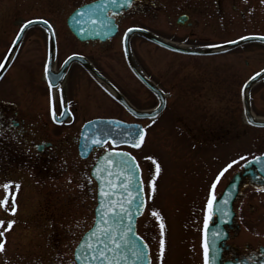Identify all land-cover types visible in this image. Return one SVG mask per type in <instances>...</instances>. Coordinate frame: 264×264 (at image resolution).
Returning a JSON list of instances; mask_svg holds the SVG:
<instances>
[{
  "label": "rangeland",
  "instance_id": "rangeland-1",
  "mask_svg": "<svg viewBox=\"0 0 264 264\" xmlns=\"http://www.w3.org/2000/svg\"><path fill=\"white\" fill-rule=\"evenodd\" d=\"M92 1L95 0H0V46L10 43L6 37L11 39L22 22L36 17L50 19L58 31L61 57L73 53L89 56L129 102L141 111H150L157 100L131 73L122 50L123 32L132 27L146 28L164 39L191 47L221 44L245 33L236 25L241 22L237 18L240 14H232L230 4L216 5L213 0H151L158 9L145 8L144 12L129 14L121 25L120 35L106 46L82 44L70 33L66 20L76 8ZM235 6L240 11L243 5ZM182 13L188 14L191 28L177 24ZM34 32L27 35L18 58L25 64H21L26 67L25 73L41 51L37 40L41 37ZM189 32L194 35L190 37ZM130 44L139 69L167 94V106L161 116L141 122L148 130L142 148L128 149L141 167L147 200L145 213L137 223L138 232L150 247L152 264H205L203 238L211 219L208 199L213 181L229 160L240 159L234 166L237 169L241 161L264 150V142L258 139L259 133L254 128L235 122L229 131L221 125L215 130L210 127L209 118L216 109L220 114L225 113L232 101L234 110H241L239 88L248 75L247 68L243 72L245 60L262 64L264 52L256 47L253 48L256 52L250 55L236 49L222 55L199 57L168 51L139 37H134ZM14 72L20 71L16 68ZM73 74L66 84L78 110L72 127L74 143L68 148L58 147L60 173L55 172V176L47 174L32 180L24 173L15 175L14 180H20L21 185L20 191L11 189L16 192L17 211L11 215L0 209V220L15 221L13 229L5 234L0 264H74L73 251L94 219L96 186L92 181L89 183V174L94 158L101 153L87 160L78 157L80 126L94 118L134 121L87 75L80 71ZM6 81L9 89L26 99L30 96L34 100L40 95L35 84L24 81L14 85L13 80ZM215 94L224 97L216 98ZM153 160L160 166L155 175ZM228 177L227 170L216 183L213 194ZM150 179L155 191L149 188ZM7 181L8 178L0 177V185ZM3 196L0 187V199ZM153 212L158 215L153 216ZM250 223L252 230L264 234V221L255 217ZM161 224L164 225L162 253ZM259 239L264 242L261 236Z\"/></svg>",
  "mask_w": 264,
  "mask_h": 264
},
{
  "label": "flooded vegetation",
  "instance_id": "flooded-vegetation-1",
  "mask_svg": "<svg viewBox=\"0 0 264 264\" xmlns=\"http://www.w3.org/2000/svg\"><path fill=\"white\" fill-rule=\"evenodd\" d=\"M213 2L216 5L230 4L231 13L240 14L237 18L241 19V22L238 21L236 25L244 29L245 33L242 37H256L261 39L264 37V3H262L261 0H213ZM236 4L243 5L240 11L239 7L235 6ZM158 7L159 6L155 5L151 0H134L128 11L122 12L121 15L116 16V21L120 27L129 14L144 12L143 10L145 8L149 10L151 8L158 9ZM220 9H223V7ZM180 16H186L189 19L187 13H182ZM43 20H47L51 27L42 23ZM28 21H40L41 24L29 28L23 35L20 44L11 54L13 44L21 27ZM185 25L189 28L192 27V24L189 22ZM185 25H183V27H185ZM32 31H35L34 33H39L41 37L39 39L37 38L41 51L39 58L30 63L29 72L27 73L26 71L25 73L24 69L26 67L21 65L23 63H21L18 58L21 55V49L27 35ZM53 35L55 45L51 54L50 41ZM189 35L192 37L194 32H189ZM6 38V42L10 40V43L8 45L6 44L7 46H0V63L4 65L0 68V128L4 131V135L0 136V177L4 176L8 178L7 182L11 181L12 189L16 191L15 185L19 184L18 181L20 180L15 179L17 183L14 184L15 175L19 176L20 173H24L32 180H38L42 179L43 176H47V174L52 175L54 173L55 176V172L56 174L60 173L57 167L59 159L58 147H62V149L68 148L74 143V128L72 127L74 125L73 121H75V114L78 110L69 92V87L66 84L70 79V75H74L73 73L80 71V73L92 79L101 92L103 91L104 94H107L103 85L99 83L97 78L88 71L82 63L72 62L65 68L67 60L71 56L84 57L98 73L95 74L97 77L99 75L105 79L108 78L92 63L93 61L88 58L89 56L87 57L85 54L73 53L65 57L60 56L58 31L50 19L40 17L31 18L22 22L16 34L11 39H9L8 36ZM108 43L99 44L106 46ZM256 47L260 50L262 49L264 52V42L257 40L243 43L226 53H230L236 49H243L244 53L246 52L247 55H250L256 52V50L253 49ZM17 62L19 65H16ZM46 64L49 66L51 73L48 79L45 78L44 71ZM26 65L29 67L28 64ZM16 68H18L20 72H14L12 74ZM246 68L248 69V75L239 88L241 110L239 112L234 110L233 101L231 104H227V111L225 113L220 114L216 109V112L212 113L213 116L211 115L209 118L210 127L216 130L217 127L221 125V127L225 126V128H227L226 130L229 131V127H233L234 123L238 122L242 124L243 127L254 128V130L258 131V139L264 142V127L249 123L245 115V106L243 102L245 97L250 114L256 121L264 122V62L262 64L255 62L254 65L253 62L245 60L243 72L247 71ZM253 78H255V80L251 82ZM7 79H10V81L13 80V82H15L14 85L17 82L24 81L29 84H35L34 87L38 86L40 89V95L38 94L34 100L30 96L26 99L11 87L10 89L8 88V85H6ZM50 81L55 85L51 91V107L52 110L56 112L55 118H53L50 111ZM247 84L248 86L245 89ZM150 94L154 97L151 92ZM215 97H224V95L222 94L219 96L215 94ZM61 102H63V107H61ZM131 105L134 106L132 103ZM134 107L138 109L136 106ZM122 109L128 114L123 107ZM220 109L225 111V108ZM61 112H66L67 114L61 115ZM235 113H237V118H235ZM127 123H139V121L134 119V121H129ZM110 149V146L107 145L103 149H95L92 155H95L97 152H101L102 154V152ZM96 158H94V160ZM255 159L259 160L258 165L250 164L245 168V164ZM235 160L236 158L229 160L220 169L223 170L228 164ZM239 160L235 162L238 163ZM234 166L235 163H232V167L228 169L229 177L221 189L214 194L215 200L211 206L212 218V209L219 208L224 189L232 178L237 176V194L223 202L222 205L224 206L225 212L227 208L232 210V219L227 222L217 214L218 211H216V215L213 216L214 222L230 223L229 225H223L222 231L226 236V240L219 243V248L221 249L219 264H264V242L259 239L260 236L264 239V234H258L250 228V225L253 224L250 223V219L257 217L261 221H264V150L256 154H251L250 157L241 161L237 169H234ZM90 180L93 182L91 178ZM19 186L18 191L21 189L20 184ZM16 197L17 196H15V199ZM8 205L11 206V198L9 199ZM219 218L221 220H219Z\"/></svg>",
  "mask_w": 264,
  "mask_h": 264
},
{
  "label": "water",
  "instance_id": "water-1",
  "mask_svg": "<svg viewBox=\"0 0 264 264\" xmlns=\"http://www.w3.org/2000/svg\"><path fill=\"white\" fill-rule=\"evenodd\" d=\"M134 0H115V3L111 0H97L92 3L86 4L78 9H76L68 18L67 25L72 34L81 42L87 41H100L106 42L114 38L119 31L118 24L116 23L115 16L120 15L122 12L127 11ZM187 17L182 16L177 20L178 24H185ZM40 21H33L31 25L20 32L18 35L12 50L19 44L25 31L28 28L40 25ZM132 31H126L123 37V51L127 65L134 76L152 93L155 94L159 101L158 107L150 111H138L133 108L130 103L125 99V97L110 83L108 80L100 77L106 86L110 89L113 98L120 103L133 117L137 119H147L150 114H155L156 118L165 108V96L162 91L153 84L137 67L131 51H130V39L133 36H140L143 39L161 47L168 51H172L179 54L189 55V56H212L215 54L223 53L229 51L236 46H239L245 42L261 40L264 39L256 37H248L246 39H239L234 42L226 43L223 45H218L203 49H192L176 43L162 39L161 37L155 35L151 31L142 28H131ZM54 39L52 38V44L50 51L54 49ZM73 61L85 62L84 66L91 73L98 74L84 59L78 56L71 57L65 64V68L69 66ZM261 76V75H259ZM255 78L251 80L254 81ZM246 85L245 89L247 88ZM244 92V91H243ZM245 106V115L247 120L253 121V125L264 127V122L256 121L250 114L247 101L244 97L243 99ZM142 129L141 125L136 124H126L122 121L116 119H96L87 123L81 132L80 142H79V154L81 158H87L91 153L92 149L95 147H102L108 142L114 148L120 146H130L133 148H139L143 141H137L140 143L139 147L133 146L132 139H129L127 133H135ZM143 130V129H142ZM144 132V130H143ZM145 135V132H144ZM95 139L99 141L98 144L92 143ZM144 139V138H143ZM123 154V155H121ZM126 162V163H125ZM259 161L254 160L246 164V167L250 164H257ZM103 170V171H102ZM96 172V175L93 173ZM91 175L97 182V206L95 208V221L92 227L82 236L80 242L74 250V260L76 264H106L103 261H89L86 260L87 252L79 253L81 255V260L76 259L78 248L80 247L82 241L88 237L90 230L95 226V222L99 219L98 210L100 209L101 201L103 200L105 209L111 213L113 211L120 213V206L123 204L124 208L128 209L130 215H123L122 219L118 220L116 224L113 225L115 232V243L121 244L119 252H107L106 255L112 261V264H116L117 260L119 264H151L150 250L147 246L145 249V241L137 234V219L141 217L144 213L146 207V198L144 192V186L141 178L140 167L135 160V158L128 152L112 150L104 153L97 160L94 165ZM100 177L99 179L97 177ZM110 181V186H109ZM235 182V183H234ZM101 186L104 187L105 192H110L111 195L102 198L100 196ZM238 179L235 177L229 187L227 188L225 195L230 194V190L234 189V195L237 193ZM138 197V199H136ZM131 201V203H128ZM141 201L143 202L140 206ZM111 203L112 207H108ZM220 215L219 213H217ZM229 224V223H224ZM223 227V225H221ZM130 227V231L126 229ZM220 225L210 224L206 230V247H207V261L208 264H217L219 260V251L216 249L215 233L217 232ZM121 233H125L124 239H121ZM127 243H126V242ZM135 245V249L133 248ZM114 247V245H111ZM141 250L145 253L143 257H137L133 255L134 250Z\"/></svg>",
  "mask_w": 264,
  "mask_h": 264
},
{
  "label": "snow or ice",
  "instance_id": "snow-or-ice-1",
  "mask_svg": "<svg viewBox=\"0 0 264 264\" xmlns=\"http://www.w3.org/2000/svg\"><path fill=\"white\" fill-rule=\"evenodd\" d=\"M111 2L115 3V0H111ZM262 3H264V0H261ZM33 23V21H28L26 22L20 29V31H24L25 28H27L29 25H31ZM42 23H44L45 25H48V27H51V25L49 24V22L47 20H43ZM129 32L132 31L131 29L128 30ZM241 39H246L245 37H241ZM262 39H264V37H262ZM4 65L3 63H0V68H2ZM45 78L48 79L51 75L50 73V69L49 66L46 64L45 65ZM259 75V74H257ZM53 87H55V85L53 83H51V81L49 82V102H50V111L51 114L53 116V118H55L56 112L54 110H52V96H51V91L53 89ZM61 107H63V102H61ZM61 115H65L67 114L66 112H61ZM154 113L150 114L147 116V119L150 120H154ZM249 123H253V121L249 120ZM264 126V125H261ZM4 135V131L2 128H0V136ZM129 139H132L133 141V146L135 147H139L140 143L137 141V137L139 138V141H143L144 138V132L143 130H139L135 133L129 132L127 133ZM92 143L94 144H98L99 141H96L95 139L92 140ZM123 155V154H121ZM241 159H244L243 157H241ZM126 163V162H125ZM232 163H236L235 161H233ZM232 163L228 164L226 166V168H224L223 170H221V172L216 176V180L213 181L210 190H209V199H208V206L211 207L213 204V201L215 200V196L213 194V190L216 188V183L220 180L221 176L224 175V173L232 167ZM153 164L156 166V172L153 174H157L160 171V166L159 164L156 163L155 160H153ZM103 171V170H102ZM93 175H96V172L93 173ZM98 179L100 178L99 176L97 177ZM89 183H91V180H89ZM109 186H110V181H109ZM0 187L3 188L4 190V196L2 199H0V209H3L5 212H8L11 215H14L17 211V204H16V192L12 191V182H6L3 185H0ZM19 184L15 185V189L18 190L19 189ZM149 188L151 191H155V187L152 183V180L150 179L149 181ZM100 196L102 198H106L108 196L111 195L110 192H105L104 187L101 186L100 189ZM11 198V207H8L9 204V199ZM138 199V197L136 198ZM128 203H131V201H129ZM143 202L141 201L140 206H142ZM108 207H112L111 203H109ZM100 209L98 210V216L99 219L95 222V226L92 230H90V233L88 235L87 238H85L84 241H82L80 247L77 250V255H76V259L77 260H81V255L79 253L81 252H87V256L85 257L86 260L89 261H103L106 262V264H112V261L108 258V256L106 255L107 252H119L120 248H121V244L115 243V236H114V232L115 229L113 227L114 224L117 223L118 220L122 219V216L120 215V213H123V215L127 216L130 215L128 209L124 208L123 204H121L120 206V213H117L115 211L109 213L104 206V202L103 200L101 201V205H100ZM153 216H157L158 214L156 212L151 213ZM206 223H207V218H206ZM15 224L14 220H8L7 222H5L4 220H0V252H3L5 250V245H6V238H5V234L7 232H9L10 230L13 229V226ZM163 227L164 225L161 224V241H160V249H161V253L163 252L164 249V240H163ZM127 231H130V227H128L126 229ZM125 233H121V239H124ZM126 242V241H125ZM127 243V242H126ZM111 245H114V247H112ZM145 249L147 247V245L144 246ZM133 248L135 249V245H133ZM133 255L139 257H143L145 255V253L141 250H134L133 251ZM116 264H119V261L117 260ZM205 264H208L207 261V248L205 249Z\"/></svg>",
  "mask_w": 264,
  "mask_h": 264
}]
</instances>
